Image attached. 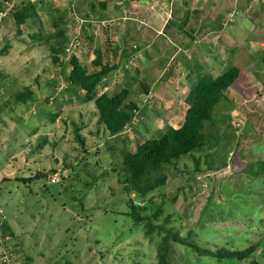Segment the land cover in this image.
Wrapping results in <instances>:
<instances>
[{"label":"rangeland","instance_id":"374dc122","mask_svg":"<svg viewBox=\"0 0 264 264\" xmlns=\"http://www.w3.org/2000/svg\"><path fill=\"white\" fill-rule=\"evenodd\" d=\"M13 1L17 6L33 2L37 10L20 29L11 14L0 21V222L15 235L2 237L0 228V245L15 250L18 264H26L27 257L30 264L154 263L164 234L146 235L144 223L129 216L130 199L144 214L161 206L162 215L154 222L170 216L167 226L183 237L190 235L198 246L236 250L259 242L253 257L264 264V177L244 172L248 164L264 160L262 62L256 63L261 73L250 70L248 79L243 77L218 104L214 123L204 124L202 145L163 166L165 183L145 196L126 193L119 182L123 154L181 125L193 77L188 84L171 61L153 84L154 71L146 64L166 44H150L149 33L140 37L139 30L136 35L125 32L129 20L123 19L122 9L111 7L107 13L116 4L113 0H97L106 8L96 5L93 11L89 0ZM101 13L105 17L99 20ZM235 18L254 24L241 12ZM74 39L79 46L67 49ZM55 42L66 49L53 63ZM166 49L157 59L164 68L175 47ZM96 50L103 55L102 65L112 68L104 80L106 92L125 89L126 102L138 107L118 136H109L97 124L93 102L68 88L71 57L92 72L99 69L93 62ZM260 50L252 54L260 58ZM26 88L34 92V100L16 103L14 94ZM55 173L58 181L50 183ZM37 174L46 178L35 179ZM253 257L217 261L171 243L169 263L248 264Z\"/></svg>","mask_w":264,"mask_h":264},{"label":"trees","instance_id":"16d2710c","mask_svg":"<svg viewBox=\"0 0 264 264\" xmlns=\"http://www.w3.org/2000/svg\"><path fill=\"white\" fill-rule=\"evenodd\" d=\"M6 0H0L1 2ZM11 1V0H10ZM13 1V0H12ZM88 5L93 11L98 7L105 10L106 4L97 0H89ZM16 8L10 13L18 29L26 23L27 19L37 15V10L33 2L15 5ZM105 17L104 14L97 16L99 20ZM58 38L65 40L62 33H58ZM66 44L55 42L52 47L53 63L59 61V53L63 52ZM103 55L96 50L94 64L99 69L88 72L77 57H71L69 65L71 70L67 75L68 88L78 91L86 102H93L97 114V124L103 125L109 136H116L122 133L134 117V112L138 109L134 102H126L127 90L123 89L114 95L106 91L98 94L100 87L108 74L112 71L111 66L102 65ZM239 75L236 67H230L217 77L203 75L196 79L191 85L187 94L183 121L177 128L170 127L158 137L147 139L138 144L133 152L123 154L121 176L119 182L123 185L126 193L134 192L140 196L153 191L159 185L165 183L166 174L163 166L176 163L184 155L192 154L205 141L206 136L202 132L205 122L214 123L213 113L218 104L223 99H228L231 86L235 83ZM144 88V86H143ZM16 103L25 104L34 100V92L26 88L14 94ZM77 141L82 145L83 139L79 130H76ZM245 173L253 177H264V160L250 163L246 166ZM46 178L44 174H37L35 179ZM129 216L136 223H144L146 235H151L154 231L163 233L161 242L158 244L156 261L150 264H170V244L177 243L190 248L200 256L210 257L217 261L224 259H235L241 261L253 257L259 247V242H253L243 249L230 250L221 247L206 248L194 244L190 241V235L181 236L168 227L170 216L163 217L161 223H155L162 215V207L152 208L150 214L140 211L141 206L135 204L131 199L128 201ZM3 231L2 237L13 238L14 233L9 230L7 224L0 226ZM15 251V250H14ZM26 264H30V257L26 258ZM248 264H259L256 258H252Z\"/></svg>","mask_w":264,"mask_h":264},{"label":"crops","instance_id":"0c3cea01","mask_svg":"<svg viewBox=\"0 0 264 264\" xmlns=\"http://www.w3.org/2000/svg\"><path fill=\"white\" fill-rule=\"evenodd\" d=\"M128 1L130 5L126 4V0H113L116 4H110L107 10L109 13L111 7L122 9L126 14L123 19L129 20L125 32L136 35L139 30L137 35L140 37L143 33H149L148 37L152 38L150 44L161 40L167 49L175 47L173 54L164 59L168 61L165 68L158 64L157 59L162 58L166 48L159 47L158 51L155 50V55L150 54V58L148 57L149 63L146 65H150L149 71H154V78L156 77L153 84L162 77L171 61L176 62L177 73L188 84L191 82L190 77L194 81L203 75L217 77L230 67H236L239 75L231 89L241 84L243 77L247 80L250 70L261 73L264 69V0ZM239 12L254 24L247 25L237 21L235 16ZM109 27L107 24L106 30ZM106 32L105 38H109L111 32ZM195 47L201 50V54ZM256 48L263 52L260 58L252 54V50ZM257 62L263 64L261 71ZM143 63L146 62H140ZM104 83L106 91L108 88Z\"/></svg>","mask_w":264,"mask_h":264},{"label":"built area","instance_id":"2783aa9c","mask_svg":"<svg viewBox=\"0 0 264 264\" xmlns=\"http://www.w3.org/2000/svg\"><path fill=\"white\" fill-rule=\"evenodd\" d=\"M15 8V3L14 1H10V0H6V1H2L1 2V6H0V21H2V19L6 16H8ZM230 17H232L231 15H229ZM102 25L104 24V21L101 22ZM79 40L74 39L69 43V47H67V49H73L75 50L78 46H79ZM128 67V65H125V68ZM103 85V84H102ZM104 87H98L100 90L97 92L102 93L104 91ZM48 181L50 183H54L56 181H58L57 178V174H52L51 176H49ZM0 226H1V222H0ZM18 255L16 254V252L14 250H11L10 247H8L7 245H0V264H18Z\"/></svg>","mask_w":264,"mask_h":264}]
</instances>
